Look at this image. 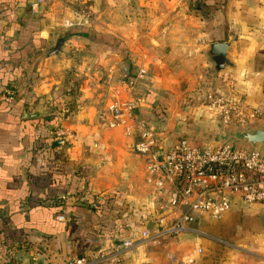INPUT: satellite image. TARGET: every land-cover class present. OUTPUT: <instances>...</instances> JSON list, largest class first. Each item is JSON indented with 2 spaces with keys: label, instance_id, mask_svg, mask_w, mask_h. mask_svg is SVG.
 Wrapping results in <instances>:
<instances>
[{
  "label": "crops",
  "instance_id": "crops-1",
  "mask_svg": "<svg viewBox=\"0 0 264 264\" xmlns=\"http://www.w3.org/2000/svg\"><path fill=\"white\" fill-rule=\"evenodd\" d=\"M33 1L0 0V264H67L76 259H85L86 264H128L144 222L149 223L157 209L156 198L141 159L132 152L135 141L120 129L99 125L96 115L106 94L96 89L84 65L99 58L128 61L127 44L95 26L84 27L120 44L109 46L71 34L78 27L67 28V18L57 22L51 12L39 20L45 6L32 15ZM191 3V11L181 7L178 23L168 27L178 28L184 37L164 48H172L170 54L177 50L180 56L199 48L200 61L204 57L213 63L211 76H203L200 91L190 101L202 116L198 120L211 129L205 144L221 127L227 132L264 124L260 118L246 127H220L206 101L208 93H221L264 110V0ZM192 21L200 32L193 41L187 27ZM216 43L228 45L223 70H217L210 54ZM105 47L114 52L103 51ZM129 60L132 67L144 65L148 70L147 81L134 97L141 104L139 113L153 116L162 97L158 83L164 77L157 67H149L150 61H157V66L165 61L155 53L152 59L143 53ZM78 79L79 86L74 82ZM10 91L14 99L6 101ZM140 122L138 118L136 124ZM62 126L74 134L59 145L62 140H55L52 130ZM254 209L264 210V205L242 204L220 220L197 224L232 227Z\"/></svg>",
  "mask_w": 264,
  "mask_h": 264
},
{
  "label": "rangeland",
  "instance_id": "rangeland-1",
  "mask_svg": "<svg viewBox=\"0 0 264 264\" xmlns=\"http://www.w3.org/2000/svg\"><path fill=\"white\" fill-rule=\"evenodd\" d=\"M44 6L45 11L38 17L39 20L46 19L45 15L51 12L57 22H64L66 18L70 19V22H76L75 14L85 12L87 18L83 23L115 34L127 44L128 57L130 56L128 61L120 57L124 60L117 59L118 61L111 62L107 58H99L84 63L85 70L89 69L90 76L96 81V89L102 93L106 89L103 90L98 83L110 67L120 62L131 66L129 59H136L143 53H149L151 59L154 53L162 57L165 64L159 63L157 66V61L154 64L151 60L149 66L157 67V71H160L158 74L164 77L158 83L162 96L158 101L159 107L152 109L153 116L147 117L141 112L137 118L148 130H152L165 146L184 137L199 147L211 142L223 143L227 139L226 132L222 131L221 127L225 125L218 123L221 128L218 129L216 136L213 135V141L203 144L211 129L198 120L197 117L201 120L202 116L198 115L196 109L191 108L197 107L196 103L190 101L194 100L195 92L200 91L202 86L200 80H203V76L207 74L211 76L214 71L213 63H207L204 57L203 62L200 61L199 48L187 49L185 56H180L177 50L170 54L172 48H164V44L169 41L184 37L178 28L169 31L168 27L172 23H178L177 15L181 7H187L191 11L193 8L191 0H47ZM169 10H172L171 13ZM187 27L191 34L188 39L198 40L200 32L196 29V23L192 21ZM153 47L157 48L154 50ZM103 51L114 52L106 47ZM150 52L153 53L152 56ZM208 60L210 61V56ZM218 61L221 63L222 58ZM142 82L136 87L135 93ZM182 103H185L183 109ZM101 111L103 110L97 112V120ZM134 136L135 134L128 136L131 142L135 141L131 149L133 154L141 159L148 182L146 160L135 151L138 138ZM150 188L158 208L159 193L152 186ZM237 223L238 225H230L234 228L228 227L227 224L223 226L197 224L192 227L195 232L188 235L160 238L156 241L150 240L148 243L139 239L138 248L128 256V264H264V210L254 209L245 213L239 217Z\"/></svg>",
  "mask_w": 264,
  "mask_h": 264
},
{
  "label": "built area",
  "instance_id": "built-area-1",
  "mask_svg": "<svg viewBox=\"0 0 264 264\" xmlns=\"http://www.w3.org/2000/svg\"><path fill=\"white\" fill-rule=\"evenodd\" d=\"M47 0H34L32 15H39ZM86 13L67 20V28L84 27ZM147 77L144 65L123 62L110 67L98 84L106 89L98 123L108 129H120L129 136L138 133L135 151L145 158L148 184L158 193L159 207L139 233L143 242L194 233L199 221L220 220L240 205H264V161L261 151L248 146L216 143L199 147L180 138L164 145L143 122L136 124L141 107L133 98L136 87ZM4 99L13 101L14 93ZM206 101L222 125L246 127L264 118V110L251 108L233 97L208 93ZM55 140L69 142L73 133L63 127L52 130ZM60 216L59 220H64ZM130 247L129 243H125ZM202 252L201 250L199 251ZM67 264H86L85 259Z\"/></svg>",
  "mask_w": 264,
  "mask_h": 264
},
{
  "label": "water",
  "instance_id": "water-1",
  "mask_svg": "<svg viewBox=\"0 0 264 264\" xmlns=\"http://www.w3.org/2000/svg\"><path fill=\"white\" fill-rule=\"evenodd\" d=\"M228 45L226 43H216L211 45L210 54L214 57V63L217 70H223L228 62L226 60ZM222 62L219 63V59ZM227 139L223 143L230 145H243L250 147L253 151H261L264 161V124L258 127H246L243 130L234 129L226 132ZM59 141L58 144H62Z\"/></svg>",
  "mask_w": 264,
  "mask_h": 264
},
{
  "label": "trees",
  "instance_id": "trees-1",
  "mask_svg": "<svg viewBox=\"0 0 264 264\" xmlns=\"http://www.w3.org/2000/svg\"><path fill=\"white\" fill-rule=\"evenodd\" d=\"M71 34H79V35H84V36H86L87 38H89V39H91V40H93V41H96V42H101V43H105V44H107V45H109V46H113V45H119L120 44V42H118V41H116L113 37H111V36H104V35H99L98 33H96V32H94L93 30H91V29H87V28H85V27H78V29H76V30H72L71 31ZM123 49H124V47H123ZM80 79H78V80H74V82H75V84L76 85H80ZM61 92L63 93L64 91L63 90H61ZM73 91H71V93H72Z\"/></svg>",
  "mask_w": 264,
  "mask_h": 264
}]
</instances>
